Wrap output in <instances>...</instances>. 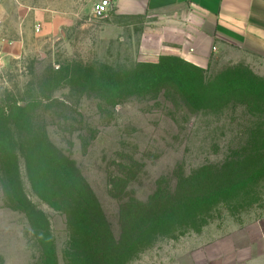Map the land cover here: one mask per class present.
<instances>
[{"label": "rangeland", "instance_id": "obj_1", "mask_svg": "<svg viewBox=\"0 0 264 264\" xmlns=\"http://www.w3.org/2000/svg\"><path fill=\"white\" fill-rule=\"evenodd\" d=\"M21 1L22 6L0 3V108L6 88L20 99L38 97L41 104L32 103L31 121L20 126L0 118V133L25 145L20 175L10 185L31 202L10 197L0 174V264H43L48 230L58 264H72L76 248L69 206L46 200L43 171L27 157V139L44 134L75 162L116 236L124 208L136 213L132 224L149 228L127 264L145 254L150 259L152 252L188 235L228 232L264 220L262 66L228 51L197 71L180 61L186 60L190 11H112L97 18V0H81L75 6L80 15L51 45L41 46L36 21L21 19L23 5L43 7L57 0ZM23 35L25 45L14 54L13 44ZM164 59L181 73L138 85L139 65ZM75 64L91 82L82 87L70 79L42 91L52 70ZM97 78L111 85L99 90ZM30 215L38 220L37 231ZM160 215L166 220L158 221Z\"/></svg>", "mask_w": 264, "mask_h": 264}, {"label": "crops", "instance_id": "obj_2", "mask_svg": "<svg viewBox=\"0 0 264 264\" xmlns=\"http://www.w3.org/2000/svg\"><path fill=\"white\" fill-rule=\"evenodd\" d=\"M5 0H0L4 3ZM15 6L21 0H8ZM81 0H57L43 7L24 6L21 19L36 21L38 44L51 45L79 15ZM19 8V7H18ZM185 9L191 13L184 58L199 67L215 55L234 51L264 68V0H115L114 10L138 15ZM25 36L13 44L18 54ZM133 264H264V220L228 232L192 234Z\"/></svg>", "mask_w": 264, "mask_h": 264}, {"label": "trees", "instance_id": "obj_3", "mask_svg": "<svg viewBox=\"0 0 264 264\" xmlns=\"http://www.w3.org/2000/svg\"><path fill=\"white\" fill-rule=\"evenodd\" d=\"M180 61L185 66L201 71L198 66L186 60ZM175 68H177V65L166 62L165 59L157 64H140L139 69L135 72L137 74L135 76L136 82H138V85L142 81L151 83L156 81V78L160 75H165V73L177 77L181 73V69L179 73ZM50 74L41 84L42 91H45L48 85L57 89L70 79H73V85L75 86L82 83L81 86L84 87V84L91 82V78L90 80L87 78L88 75L85 73V69L76 64L61 67L57 71L52 70ZM93 82L99 90L111 85V82L104 81L102 78L94 79ZM4 91L7 93L4 102L6 104L0 108V118L6 119L7 122L11 120L14 122L12 124H19V126L30 122L32 118L29 109L32 103L41 104L39 98L31 96V99H20L11 94L12 92H9L7 88ZM8 131L10 132L9 128ZM20 137L23 140L28 138V136ZM12 138L11 133L4 134V131L0 133V174L10 197L16 199L22 197L29 201L21 188L20 191L16 190V193H14L10 185L13 179H18L21 172L20 161L26 158L25 145L13 143ZM46 138V134L35 136L33 139L29 137L26 142V145L28 144L27 157L29 160L31 158L37 160L38 167L43 171L42 176L45 178V182L42 181L41 188L46 200L51 201V198H53L60 200L61 203L63 200L69 206L67 210L73 226V241L76 248L71 261L72 264H127L128 260L137 252L144 235L148 234L146 230L150 232L149 228L132 224V220L136 218V213L127 212V208H124L121 210L123 216L120 224L121 233L119 237L116 236L100 201L75 166V162L64 156L57 148L51 146ZM29 218L33 222V228L37 231V218L34 215H30ZM44 218L47 220L45 214ZM156 219L158 221L162 220V222L166 220L163 215L158 216ZM46 234L49 246L46 248L43 264H58L51 233L48 230Z\"/></svg>", "mask_w": 264, "mask_h": 264}, {"label": "built area", "instance_id": "obj_4", "mask_svg": "<svg viewBox=\"0 0 264 264\" xmlns=\"http://www.w3.org/2000/svg\"><path fill=\"white\" fill-rule=\"evenodd\" d=\"M115 0H97L93 4V15L97 18H105L114 10ZM3 63L0 60V69L3 68Z\"/></svg>", "mask_w": 264, "mask_h": 264}]
</instances>
